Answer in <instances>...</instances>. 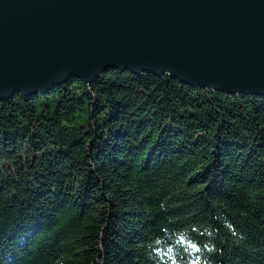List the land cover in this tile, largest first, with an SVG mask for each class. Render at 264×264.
<instances>
[{
    "label": "trees",
    "instance_id": "1",
    "mask_svg": "<svg viewBox=\"0 0 264 264\" xmlns=\"http://www.w3.org/2000/svg\"><path fill=\"white\" fill-rule=\"evenodd\" d=\"M0 264H264V97L110 68L0 100Z\"/></svg>",
    "mask_w": 264,
    "mask_h": 264
},
{
    "label": "water",
    "instance_id": "2",
    "mask_svg": "<svg viewBox=\"0 0 264 264\" xmlns=\"http://www.w3.org/2000/svg\"><path fill=\"white\" fill-rule=\"evenodd\" d=\"M110 68L264 97V0H0V100Z\"/></svg>",
    "mask_w": 264,
    "mask_h": 264
}]
</instances>
